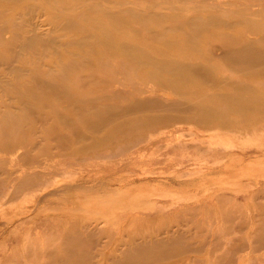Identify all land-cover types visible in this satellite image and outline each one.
Here are the masks:
<instances>
[{"label": "rangeland", "instance_id": "374dc122", "mask_svg": "<svg viewBox=\"0 0 264 264\" xmlns=\"http://www.w3.org/2000/svg\"><path fill=\"white\" fill-rule=\"evenodd\" d=\"M9 1L12 3H0V23L7 27L0 42L16 38L10 29L13 21L23 29L26 24L37 25L36 29L45 37L67 42L71 29L67 31L59 26L65 20H76L85 26L84 32L88 33L93 24L98 25L101 34H117V38L128 45L126 52L130 55L151 59L150 69L133 67L124 56H113L111 48L106 47L101 52L108 61H113L108 63L106 71L99 68L98 74L100 78L113 81L112 89L124 93L123 97L110 101L125 105L133 100L147 99L150 108L137 114L160 115V118L139 122L126 132L115 131L99 146L76 151L82 147V141L59 142L49 129L61 126L65 134L73 132L67 131L58 121L38 119L31 112L22 111L14 105V99H10L12 93L0 88V114L8 108L12 113L8 112V117L0 115V129L10 127L18 134L20 128L16 121L25 126L34 122L42 127L41 132L21 133L14 138L1 135L5 140H0V149L12 143L22 153L37 141L38 146L32 151L35 156L29 164L34 170L45 165L46 173L53 180L66 183L92 173L94 182L124 175L125 180L132 178V184H139L123 186L125 180H113L109 184L104 182L84 188L85 196L68 188L51 198L53 207H61L77 196L91 198L83 209L73 210V213L88 215L91 212L102 218L96 226L84 229L86 233L99 228L104 230L102 243L99 241L101 245L91 244L88 238L77 237L72 242L69 239L72 222L68 219L72 213L68 216L51 205H44L31 213L32 216L40 215L37 220H31L36 218L30 216L25 217L27 221L21 220L23 224L17 230L22 239L12 237L8 243L0 237V256L11 252L9 259H13L14 264H48L53 256L65 255L67 247L76 246L70 257L90 251L92 256L86 258L88 264H112V257L121 255V249L111 254L112 245L123 249L128 246L121 243V237L128 238L130 231L152 233L163 229L160 238L182 236L173 245L176 255L151 261L147 254L144 255L142 258L151 264H264V109L261 108L264 106V61L251 65L231 61L227 54L229 45H226L227 40L234 38L235 46L248 40L264 47L261 39L264 0ZM25 13L33 17L26 21ZM199 17L221 18L235 25L211 26L199 33ZM191 20L196 21L197 30L188 26ZM80 37H83L82 32ZM190 40L194 43H188ZM167 41L171 44L169 47L163 44ZM6 45L2 46V51L15 54L8 51ZM92 46L101 47L96 43ZM63 48L60 52L64 53V58L79 57L71 56ZM34 52L28 48L23 50L19 55L21 64L35 59ZM53 59L55 49L47 50L40 62L51 63ZM178 62L182 67L170 68ZM199 67L207 68L212 78L192 72ZM78 74H72L69 84L81 82ZM175 74L185 75L186 79ZM236 88L241 92H235ZM92 91L89 90L87 96ZM239 96L253 97L255 104L244 106ZM153 102L159 107L152 106ZM137 114L125 116L139 119ZM96 139L104 138L96 135ZM36 157L44 162H37ZM7 167H12L11 159L1 157L0 169ZM8 176L0 174L1 195L8 194L17 184L15 181L22 178ZM39 189L41 187L33 192L21 190L14 199L5 195L0 201V210L33 199L34 192ZM2 212L5 214L0 219V227L5 228L4 224L14 213ZM47 214L50 216L46 219ZM130 216L134 221L129 220ZM120 217L122 220L118 223L129 221L126 226L117 224ZM9 225L15 227L12 223ZM169 227L170 231L166 232ZM141 235L138 241L145 242L147 239ZM108 241L112 245L104 246ZM103 252L109 254L103 258ZM171 260L177 262L170 263ZM3 263L6 264L0 259V264Z\"/></svg>", "mask_w": 264, "mask_h": 264}, {"label": "bare ground", "instance_id": "6f19581e", "mask_svg": "<svg viewBox=\"0 0 264 264\" xmlns=\"http://www.w3.org/2000/svg\"><path fill=\"white\" fill-rule=\"evenodd\" d=\"M0 3H5L7 5V3H12V1L0 0ZM24 16L26 18V21L30 20L33 17V15H29V13H25ZM13 22L14 23L12 24V26H10V29L15 32L12 35H14L13 37L16 38L14 40H9L8 42H5V40L0 42V88H4L5 91H10V93H12V98L10 99H14V105H17V107H21L22 111H25L26 113L31 112L30 114L38 117V119H50L58 121L59 123L64 125L63 127L67 129V131L69 130L70 132H73L72 135H67L65 134V131L61 130V126L59 128H50V134L57 141L64 143H68L70 141L77 143L82 141V147H78L77 149H75L76 151H81L86 148L99 146L101 144V141L103 142L104 140L111 138L115 131L126 132L127 130L134 129V127H136L139 122H150L151 120H157L160 118V115L152 116L151 114H137L140 111L143 112L145 109L150 108L151 105H149L150 102L147 99L133 100L129 102V104L125 105H121L115 102L113 103L112 101H110L111 98L118 99L120 97H123L124 93L117 89H112L113 81H108L106 78L103 79L99 77V68L106 71L108 63L110 61H113H108L107 58H105L104 54H102L101 52L103 49H105L106 47H110V51L112 52L113 56L122 55L131 66L137 68L148 67V69H150L149 62L152 61L147 57L138 58L134 54L130 55L129 53H127L126 47L128 45L118 39L117 34H101L100 27L94 24L91 26L87 33V30H85V32L83 30L85 26L78 24L76 20H65L62 25L57 26L67 31H70L71 29L70 32L72 34L68 35V39L66 40L67 42H63L61 38L45 37L38 31V29H36L37 25L28 26V24H26V28L23 29V26L19 25V23H17L16 21ZM233 23L234 22L232 21L223 20L221 18L199 17V33L204 28L208 29L211 26H216L219 28L220 26L231 27L235 25ZM242 23H245V21H242ZM188 26L193 30H197L195 20H191ZM245 27L250 28L247 25ZM6 28L7 27L1 22L0 39L5 36V33L7 31ZM80 32H82L83 37H80ZM193 36H195L194 32ZM233 39L234 38L226 41L227 47L229 45L227 49L229 60L238 61L245 65H251L256 62L264 61V47L262 45H255L251 41L244 40L240 43V45L235 46V42L233 41ZM261 39L264 41V35L261 37ZM93 43L99 44L101 45V47L94 48L92 46ZM188 43L193 44L194 41L190 40L188 41ZM4 44H7L6 49L8 51L15 52V54H6L4 51H2L1 48ZM163 44L169 47L168 45L170 43L167 41ZM176 47L177 46H174V48ZM27 48L35 51L34 53L36 54V58L34 59L33 57L29 61V64L26 60V64L22 65L21 57L19 55L23 50H26ZM60 48H63L66 53L70 52L71 56L73 55L74 57H79L66 59L64 58V53L60 52ZM51 49H55V59H53L51 63H46L45 60H43V62H40L43 58H45L47 50ZM169 49H173V47H170ZM87 55L89 56L85 57ZM142 62H146L148 65L145 66V64H141ZM180 64L181 62H178L177 64L171 65L170 68L173 69V67H176ZM179 67H182V65H180ZM85 69H90V71L85 72ZM56 71H59V73H55ZM75 72L79 73L78 77L80 78L81 82H73L72 84H69ZM192 72L198 76L200 74H205L212 78L207 68L199 67V69L197 70L196 68H194L192 69ZM175 75L182 80L186 79L185 75ZM48 77L50 79H48ZM30 82L31 84H29ZM89 90L93 91L87 96ZM82 91H85V93L81 94ZM235 92L238 93L241 91L239 88H236ZM238 99H241V102L244 106L255 104V101H253V97L245 96L243 98L242 96H239ZM34 103H37V105L35 106ZM153 103L154 104L151 103L152 106L159 107L156 106L155 102ZM261 108L264 109V106H262ZM5 111V113L0 114L2 117H8V112L12 114L9 108ZM130 113H136L139 116V119L137 117L133 118L125 116ZM17 117L19 119L23 118H20L19 116ZM16 122V126L21 129H18V134L16 129H11L10 127H2L3 129H0V136L3 135L6 137V135H8V138L12 136L14 138L21 133L29 134V132L33 131H42L41 125L37 123H28L25 126L21 125L19 121ZM96 135L101 138L103 137L104 139L98 140L96 139ZM0 140L4 142L5 139L0 138ZM88 140L93 141L89 144H86ZM37 146V141H34L30 145H28L26 150L22 153H20L12 143H9L8 145L0 149V158L9 157L12 164V167L0 169V174L9 175L8 177H22L15 181L14 184H17L13 185V189L8 194L1 195L2 192H0V201L3 200V197L5 195H7L9 199H14L19 195V192L21 190H32L33 192L37 189V187H41V189H39L40 191L34 192L35 195L33 199H30L27 202L10 205L6 209L5 207H3L0 210V219L5 214V212H2L3 210L14 213V217L7 219V222L4 224L5 228L0 227V237H3L5 239V242L8 243H10L9 240L12 237L16 238L20 236V238L22 239V236L19 234L17 229H19L23 224L22 222L26 220L25 217L30 216L31 218H36L31 220H37L40 215L36 213L34 216H32L31 213H34V211L38 208L40 210V207H45L44 205H51V198L57 196L60 192H63L69 188L72 190L74 189L73 191L83 193V196V190H85L84 188H90L98 184H104V182L106 184H109L113 182V180H125L124 175H120L114 176L110 180L108 179L107 181L109 182L104 180L94 182V174L92 173H90L89 175L87 174L86 176H78L72 178L71 181H67L66 183L61 182V180H53L50 177V174L46 173L45 165L40 166L38 170H34L35 168H31L29 164L32 156H35L32 151ZM40 151L41 150L39 149V154L41 153ZM246 153H248L247 150L245 151V154ZM36 159V161L40 162L41 164L44 162L41 158L39 159L36 157ZM26 166H30L29 169ZM16 173L20 174L17 175ZM44 174H46V176H44ZM133 184L132 178L123 181V186L133 185V187H136V185H139L138 182H135ZM141 184H145L144 181H141ZM90 200L92 199H86L77 196L61 207H53V205H51V207L58 209L62 213L68 214V216L70 213H72L68 217L69 222H72L70 226V229L72 230V236L69 235L71 237L69 239L72 242L75 241L77 237L80 239L88 238L91 244L96 242V246L101 245L102 241L100 239H102L101 236H103L105 231L99 228V230H94L93 232L91 231L90 233H86L85 230H88V227L90 225L94 224V226H96L97 224H99L98 221H103L102 218H99L98 216L96 217V215H91V212L87 213L86 211L85 212L88 215H77L73 213V210L79 208L83 209L84 205H86ZM3 203L4 202H2V204ZM48 216H50V214H47L46 219L48 218ZM22 219L23 221L21 222ZM120 220H122V217L117 220V224H120L122 227L126 226L129 222L125 220L124 222L118 223V221ZM129 220L134 221L131 216L129 217ZM9 223L14 224L15 227L11 228V225H9ZM1 224L3 225V223ZM162 230L159 229L152 233H133L130 231V233H128L130 234L128 238L125 239L124 237H121V243L128 244V246L124 249L121 248L120 245L122 244H119V242H116L115 244H119L120 247H118V245H112V242L110 241L106 242L104 246H113L111 254L121 249V255L119 257H112V264H151L150 261L154 258L168 259L172 255H176V253L173 252V245L176 243L178 237L182 236L172 235L166 238H160L159 235H161L164 231ZM165 230L166 232L170 231V227L166 228ZM84 232L86 233V235L84 234ZM100 232L102 233L100 234ZM140 234H142L141 236L145 237V239L149 241L144 240L145 242H139L138 239H140ZM116 237H118V235H116ZM99 241H101V243ZM75 248L76 246H72L70 248L67 247V254L64 255L60 253V255L53 256L49 260L48 264H88L87 259H89V256H92L91 252L89 251V253L86 254L81 253L80 256L74 258L70 257L69 255L76 251ZM107 254L109 253L103 252V258H105ZM146 254L149 256L148 260L150 261L142 258ZM10 255L11 252H6L0 256V259L4 260L6 264H14L13 259H9ZM131 260L134 262H132ZM176 262L177 260L170 261V263Z\"/></svg>", "mask_w": 264, "mask_h": 264}]
</instances>
